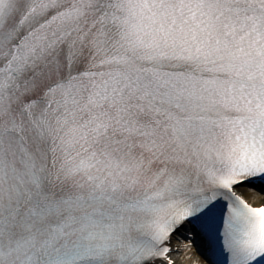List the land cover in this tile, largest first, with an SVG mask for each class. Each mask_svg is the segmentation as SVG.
Here are the masks:
<instances>
[{"label":"snow or ice","instance_id":"snow-or-ice-1","mask_svg":"<svg viewBox=\"0 0 264 264\" xmlns=\"http://www.w3.org/2000/svg\"><path fill=\"white\" fill-rule=\"evenodd\" d=\"M264 264V0H0V264Z\"/></svg>","mask_w":264,"mask_h":264},{"label":"bare ground","instance_id":"bare-ground-1","mask_svg":"<svg viewBox=\"0 0 264 264\" xmlns=\"http://www.w3.org/2000/svg\"><path fill=\"white\" fill-rule=\"evenodd\" d=\"M193 259H192V264H197V261H198V257H197V255H196V253L195 254H193Z\"/></svg>","mask_w":264,"mask_h":264},{"label":"rangeland","instance_id":"rangeland-1","mask_svg":"<svg viewBox=\"0 0 264 264\" xmlns=\"http://www.w3.org/2000/svg\"><path fill=\"white\" fill-rule=\"evenodd\" d=\"M192 254H195V250H193Z\"/></svg>","mask_w":264,"mask_h":264}]
</instances>
